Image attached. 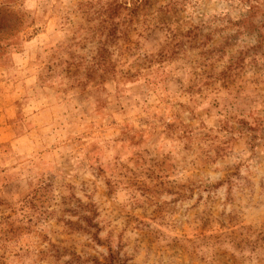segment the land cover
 I'll return each instance as SVG.
<instances>
[{"label": "rangeland", "instance_id": "rangeland-1", "mask_svg": "<svg viewBox=\"0 0 264 264\" xmlns=\"http://www.w3.org/2000/svg\"><path fill=\"white\" fill-rule=\"evenodd\" d=\"M0 264H264V0H0Z\"/></svg>", "mask_w": 264, "mask_h": 264}]
</instances>
